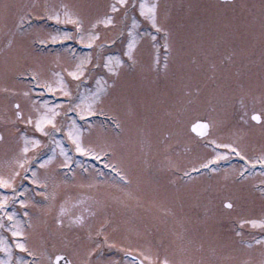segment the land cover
<instances>
[{
  "label": "rangeland",
  "instance_id": "1",
  "mask_svg": "<svg viewBox=\"0 0 264 264\" xmlns=\"http://www.w3.org/2000/svg\"><path fill=\"white\" fill-rule=\"evenodd\" d=\"M9 2L34 5L38 11H43L49 5L58 8L62 3L70 6L87 4L92 6L87 10L88 17L92 18L105 11L102 6L109 5L114 0H9ZM148 2L159 3L162 14L168 13V19L179 26L182 33L186 32L190 37L191 42L185 41V47L181 49L179 57L190 69L191 75L195 74V80H186L171 73L168 77L161 75L157 78L154 73L147 71L146 65L154 55V50L150 47L146 33L154 29L137 13V18L142 21L140 34L144 39L140 56L142 65L145 67L138 68L132 80V89L129 93L132 110L129 111L127 106H122L120 109L121 120H123L122 130L119 135L111 131L107 134L118 144L117 161L121 163L131 183L125 187L126 182L105 164L94 157H82L81 154L71 151L69 155L73 159L72 167L76 169L77 175L74 180L69 179L65 182L62 170L55 164L45 167L38 162L40 159H45L46 155H51L49 147H56L47 141L45 145L40 146L38 157L31 163L38 174L43 176L46 173L49 176V185L58 193L59 198L66 197L69 201L77 199L82 201L81 204L76 205V212L87 215L89 208L98 211V215L93 220L94 228L103 216L109 214L113 223L118 225L115 231L109 233L115 244L106 243L99 248L98 254L93 255L91 264H137L128 258L129 253L139 256L145 264H154V261L140 256L141 252H144L145 256L159 255L161 259L164 255H169L177 261V264H261L264 260V245L255 243L253 238L259 240L264 235V230L246 227V234L239 237L224 231L210 235L201 226L202 214L205 207L209 206V200L216 208H219L221 200L237 193L241 185L235 181L239 177V170L246 162L240 157L231 156L228 160L216 162L221 165L220 173L203 174L194 181L184 180L179 170L197 165L201 159L211 153V149L203 146L190 130V124L204 114V106L198 103L189 104V98L184 96L183 87L189 83L195 87L199 82L201 72L198 65L202 49L213 45L220 35L228 36L232 29L244 33L247 41L241 44L235 37L228 36V39L221 42L215 49L212 59L218 63L221 58L233 56L238 64L245 65L246 71L250 69L256 77L260 74L261 64H256L254 67L253 60L257 50L262 49L260 32L264 10L261 5L264 0H252L253 6H256L253 16L247 13L246 0H238L239 12L237 13L232 11L235 5H223L216 0H148ZM225 11L228 12L227 16L223 15ZM15 19L14 16L9 20L7 28L0 23V127L6 126L2 117L6 114L5 96L8 95L2 89L5 86L16 89L31 87L17 75L24 64L26 55L34 56L40 53L39 59L44 72L54 76L67 65L75 63L73 55L81 56L88 53L86 45L72 39L49 42L37 48L39 39L46 37L49 33L59 30L71 31L73 25L70 23L57 24L55 21L36 16L29 22L32 25L31 28H28L26 23L24 28L27 30L19 31L15 29ZM9 29L12 31L10 32ZM113 34L107 33L109 36ZM10 40L11 44H9ZM122 47H126V41L123 45L118 44L112 48L111 54L121 55ZM163 53L164 50L161 49V66ZM217 55L218 57L215 58ZM127 78L128 72L125 73V79ZM165 81L171 84L172 94L166 98L157 97L155 106L149 110L146 104L153 105V87L157 82L163 84ZM77 83L73 81L70 84L74 97L77 93ZM85 85L94 89L95 81H85ZM83 88L84 86H81V92ZM33 97H47L50 104L67 99L55 93L42 92L33 93ZM61 107L67 109L68 105L62 104ZM177 109L181 110L182 116L179 123L175 115ZM21 131L30 134L31 127L28 126ZM228 131L226 129L222 137L225 140L229 138ZM170 132L171 135H169ZM263 141L264 135H261L257 128L252 130L245 128L240 134L239 142L245 147L250 157H256L264 152ZM20 143L22 140L18 139V134L13 129L7 143L0 144V172L6 174L15 166L13 157ZM64 144L65 147H70V142L64 141ZM56 152L57 159L62 160L63 155L58 147ZM135 162L142 163L139 165V170L130 169L133 166L135 168L137 165ZM159 162H163L159 165L160 167ZM80 164L89 171L84 173L80 169ZM252 167L249 165V169ZM254 167L256 171L243 183V187L251 194H245L244 206L238 208L233 215L259 216L262 211L258 189L264 187L260 184V181L264 180V165L256 164ZM97 170H104V176L98 177ZM133 171L135 174L141 172L147 179L143 180L139 176L140 181H138ZM224 173L229 175L227 181L222 178ZM24 176L21 170L20 176L16 178L19 194L12 196L11 189H0V200L3 199V194H9V209L14 207L17 213L15 222L20 224L22 230L29 233L27 239L30 247L43 252L47 250V245L51 242V236L42 222L48 208L46 204L41 203L45 198L36 191L39 186L32 184L26 177L22 181L21 177ZM208 187L211 190L206 192L205 188ZM25 188L27 191L23 190ZM19 199L30 202L26 205L19 203L12 205V200ZM100 202L107 204V208L102 212L99 211ZM132 202H134L133 205H131ZM141 202H143L142 206L139 205ZM180 205L186 206L187 209H182L180 212ZM25 209L31 210L29 216L23 214ZM52 214L54 213H49V215ZM29 219L32 221L31 224L22 223ZM227 222L231 223V221ZM10 226L11 222H7L5 218V226L0 227V261L7 259V253L3 250L7 245L13 246L11 248L13 264H17L21 256L25 261L33 260V257L14 247L16 240H23L24 237H13L12 232L9 231ZM80 243L83 247H87L89 242ZM59 246L64 245L60 243ZM42 258L38 256L35 259ZM73 259L78 261L80 257L74 256Z\"/></svg>",
  "mask_w": 264,
  "mask_h": 264
},
{
  "label": "snow or ice",
  "instance_id": "2",
  "mask_svg": "<svg viewBox=\"0 0 264 264\" xmlns=\"http://www.w3.org/2000/svg\"><path fill=\"white\" fill-rule=\"evenodd\" d=\"M90 7L92 6L87 4L70 6L62 3L58 8L49 5L43 11H38L34 5L0 0V23L6 28L9 20L14 16L15 29L19 31L27 30L24 28L26 23L28 28H31L29 22L36 16L55 21L57 24L73 25L71 31H54L40 38L37 48L49 42L68 39L78 40L88 48L86 55H73L75 63L67 65L54 76L44 72L39 59L40 53L34 56L26 55L17 75L31 87L16 89L5 86L2 89L8 95L5 96L6 114L2 117L6 126L0 127V144L7 143L13 129L22 143L19 144L18 151L13 157L15 166L6 174L0 172V189H11V195L17 196L19 193L16 178L23 170L25 176L21 177V180L26 177L32 184L39 186L36 191L45 198L41 203L47 205L48 211L44 213L42 222L51 236L46 251L38 252L31 248L27 239L29 233L22 230L20 224L15 222L17 216L15 208L9 209V194H3V199L0 200V227L5 226V218L7 222H11L9 231L12 232L13 237H24L23 240L17 239L14 247L34 258L25 261L21 256L17 264H91L92 257L98 254L99 248L106 243L115 244L109 233L115 231L118 225L113 223L110 214L103 216L94 228L93 220L98 215V211L89 208L87 215L76 212V205L81 204L82 201L59 198L58 193L49 185V176L46 173L43 176L38 174L31 161L38 157L40 146L45 145L47 141L50 145L59 148L63 159H57L56 147H49L51 155H46L45 159H40L38 162L45 167L55 164L62 170L65 182L69 179L74 180L77 175L76 169L72 167L73 159L69 155L71 151L81 154L82 157H94L105 164L126 182L125 187L131 183L121 163L117 161L118 144L107 134L111 131L119 135L122 130L123 120L120 109L122 106H127L129 111L132 110L129 101L132 80L136 70L145 67L140 56L144 39L140 34L142 21L137 18V13L154 29L146 33L150 47L154 50V55L146 65L147 71L154 73L157 78L161 75L168 77L170 73L186 80L193 78L190 69L179 57L181 49L185 47V41L191 42L190 37L186 32L182 33L180 27L168 19V13L162 14L159 3H149L148 0H114L113 3L102 6L105 11L92 18L87 15ZM261 8L264 10V3ZM9 31L11 32L12 29ZM109 32L114 34L109 36L107 35ZM228 36L235 37L241 44L247 41L244 33L235 29H232ZM228 36L220 35L213 45L202 49L198 65L201 72L199 82L195 87L190 83L183 87L184 96L189 98V104L198 103L204 106V114L198 116L190 127L197 133V139L203 146L211 149V153L201 159L197 165L179 171L184 180L194 181L203 174L220 173L221 165L216 162L228 160L231 156L240 157L246 162L239 170V177L235 181L241 185L237 193L221 200L219 208L209 200V206L205 207L201 218L202 229L210 235L224 231L243 237L246 234V227L264 230V187L258 189L262 202L259 216L233 215L238 208L244 206L245 194H251L243 187L244 181L256 171L254 167L256 164L264 165V152L256 157H250L239 142L240 134L245 128L249 130L259 128L261 135H264V15L261 17L262 54L258 88L253 87L256 80L255 73L250 69L246 71L245 65L238 64L233 56L221 58L218 63L212 59L215 49L221 42L226 41ZM125 41L126 47H122L121 55H112L111 49L118 44L123 45ZM161 49L164 50L162 66ZM241 51L243 52L244 49L242 48ZM126 72H128L127 79H125ZM88 80L95 81L94 89L85 85V81ZM73 81L78 82L75 97L70 87ZM81 86H84L82 92ZM152 91L153 105L146 104L149 110L155 106L157 97L170 96L173 88L167 81L163 84L157 82ZM36 92L55 93L67 99L50 104L47 97L34 98L33 93ZM62 104H67V109L62 108ZM175 115L179 123L182 118L181 110L177 109ZM233 119L235 123H232ZM22 126H30L31 133L25 134L21 131ZM226 129L229 130L227 140L222 138ZM171 134L170 132L169 135ZM64 141L70 142V147H65ZM249 165L253 167L249 169ZM80 169L84 173L89 171L83 164H80ZM104 174V170H97L98 177H103ZM175 175L174 173V178ZM222 178L227 181L229 175L224 173ZM260 184L264 185V180H261ZM23 190L27 191L26 188ZM29 202L26 199L11 201L12 205L16 203L26 205ZM106 208V203H99L100 212ZM30 211L25 209L23 214L29 216ZM50 212L54 214L49 215ZM22 223L31 224L32 221L29 219ZM97 237L102 239L97 240ZM253 240L257 244L264 245V235L259 240L254 238ZM83 241L89 242L87 247L82 246L80 242ZM60 243L64 246L60 247ZM12 247V245L4 247L7 259L0 261V264H13ZM38 256L43 258L35 259ZM74 256H79L80 259L77 261L73 259ZM140 256L154 261V264H177V261L169 255H164L161 259L159 255L145 256V253L141 252ZM136 259L138 264H145L139 256ZM261 264H264V260Z\"/></svg>",
  "mask_w": 264,
  "mask_h": 264
},
{
  "label": "flooded vegetation",
  "instance_id": "3",
  "mask_svg": "<svg viewBox=\"0 0 264 264\" xmlns=\"http://www.w3.org/2000/svg\"><path fill=\"white\" fill-rule=\"evenodd\" d=\"M216 1H218V2H220V3H222L223 5H235L234 6V9H232V11L233 12H235V13H237V12H239L238 11V9H239V2H238V0H228V1H221V0H216ZM248 3H246V10H248L247 11V13H248V15H254V13H255V10H256V6L254 7L253 5H254V2H252V0H246ZM248 5H249V7H248ZM225 7V6H224ZM223 15L224 16H227L228 15V12L227 11H225L224 13H223ZM257 31V30H256ZM261 54H262V49H260L259 51L257 50V53L255 54V59L253 60V66L255 67L256 66V64H261ZM216 57H218V55L217 56H215V58ZM192 79L191 80H195V74L193 73L192 74ZM256 82L254 83L255 84V88H258V85H259V75H257V77H256ZM237 99H239V97H237ZM257 107H259V105H257ZM230 119H232L231 117H230ZM232 122L233 123H235V120L233 119L232 120ZM27 129L28 128V126H22V128L21 129ZM257 129H259V128H257ZM190 130L192 131V129L190 128ZM192 133L193 134H195L193 131H192ZM196 136H197V134H195ZM264 142V141H263ZM236 162H238V161H236ZM137 165L135 166V168H134V166L133 167H130V169H137V170H139L140 169V167H139V165L140 164H142L141 162H139V163H137V162H135ZM163 163V162H162ZM162 163L161 162H159L158 163V166L159 165H162ZM160 167V166H159ZM133 174H134V176L138 179V181H140V178H139V176L141 177V178H143V180H145V179H147L146 177H144V175L141 173V172H139L138 174H135L134 173V171H133ZM210 186V185H209ZM208 190H211V188L210 187H208V188H205V191L207 192ZM205 195H206V193H205ZM135 202V201H134ZM134 202H132L131 203V205H133L134 204ZM130 205V204H129ZM140 206H142L143 205V202H141L140 204H139ZM180 207L181 208H179V211L180 212H182V209H187V207L186 206H182V205H180ZM127 256H128V258L130 259V260H132L133 262H135V263H137L138 264V261H137V256L136 255H133V254H127ZM141 259V258H140Z\"/></svg>",
  "mask_w": 264,
  "mask_h": 264
},
{
  "label": "water",
  "instance_id": "4",
  "mask_svg": "<svg viewBox=\"0 0 264 264\" xmlns=\"http://www.w3.org/2000/svg\"><path fill=\"white\" fill-rule=\"evenodd\" d=\"M193 131V130H192ZM195 134H197L195 131H193Z\"/></svg>",
  "mask_w": 264,
  "mask_h": 264
}]
</instances>
